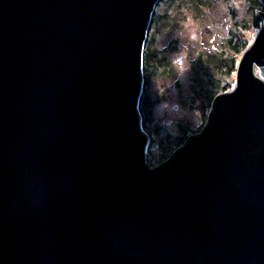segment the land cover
I'll use <instances>...</instances> for the list:
<instances>
[{
  "label": "water",
  "instance_id": "95a60500",
  "mask_svg": "<svg viewBox=\"0 0 264 264\" xmlns=\"http://www.w3.org/2000/svg\"><path fill=\"white\" fill-rule=\"evenodd\" d=\"M158 2L0 0V264H264V24L203 129L150 168Z\"/></svg>",
  "mask_w": 264,
  "mask_h": 264
},
{
  "label": "rangeland",
  "instance_id": "374dc122",
  "mask_svg": "<svg viewBox=\"0 0 264 264\" xmlns=\"http://www.w3.org/2000/svg\"><path fill=\"white\" fill-rule=\"evenodd\" d=\"M205 2L195 8L187 0H162L155 9L160 20L148 32L147 38L150 37L149 50L160 56L157 59L162 64L159 68L151 64L145 71L143 62L146 85L141 94L144 103L142 105L141 97L139 102L142 127L149 137L147 162L150 168L162 164L166 142L176 149L182 144L176 139L199 133L207 120L209 111L202 108L198 90L200 85H208L196 75L198 60L213 73L206 61L209 52L223 49L233 34L243 36L248 44L235 56V71L231 74L234 88L239 60L264 24L261 18L264 17V6L258 1ZM256 14L260 18H257L258 26L253 22Z\"/></svg>",
  "mask_w": 264,
  "mask_h": 264
},
{
  "label": "trees",
  "instance_id": "16d2710c",
  "mask_svg": "<svg viewBox=\"0 0 264 264\" xmlns=\"http://www.w3.org/2000/svg\"><path fill=\"white\" fill-rule=\"evenodd\" d=\"M168 2H172L173 0H167ZM176 0H174L175 2ZM191 5H194L195 8L202 6L203 4L207 3L205 1H210V0H187ZM257 1L259 2V0H253V2L257 3ZM162 2V0H159L156 8L160 5V3ZM259 18L257 16V14L255 15L254 18V24L256 26H258V19ZM260 19V18H259ZM158 20H160V17L157 16L156 14V10L154 11L150 26H149V31L151 30V28H153ZM237 33V32H236ZM238 35H231L230 38L227 41V44L223 47V49L221 50H215V51H211L209 52V55L206 58V61L209 62V64L211 65V67L213 68L214 72L211 73L207 67H205V63L202 64V60H198V63H196L197 68H196V75L201 77L203 79V83H206L208 86L204 87L203 85L199 86V96H201L202 99V108L204 110H208L210 111L211 109V104H212V100L214 99V97L219 94L220 92H224V91H228L233 89V83L231 82V74L232 72L235 71V56L238 53H241L242 51L245 50L246 46H247V40L243 37V36H239V33H237ZM149 36L146 40L145 43V49H144V70H147V67L150 66L152 64V66L154 68H159L160 65L162 64L161 61H159L157 58H160L159 55H157L156 52H151L149 50ZM235 41V42H234ZM153 61V62H152ZM159 63V64H158ZM144 76L146 77V72L144 74ZM145 85H146V79H145ZM144 82H143V89L145 87ZM142 89V91H143ZM144 101V95L143 97H141V103ZM144 103V102H143ZM142 103V105H143ZM142 108V106H141ZM206 124V121L204 123V125L202 127H204ZM203 128H201L202 130ZM187 133H185L186 135ZM187 136V135H186ZM188 136L187 137H182V138H178L175 141L177 142V140L179 142L177 143H182L180 145H178V147L176 149L173 150V144H169V142H166V145L164 146V160L162 161V164L167 161V159L170 158V156L172 154H174L179 148H181L185 142L187 141ZM174 141V142H175ZM169 151L171 152L169 154ZM169 154V155H168ZM168 155V156H167ZM160 166V165H159Z\"/></svg>",
  "mask_w": 264,
  "mask_h": 264
}]
</instances>
